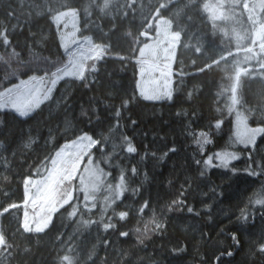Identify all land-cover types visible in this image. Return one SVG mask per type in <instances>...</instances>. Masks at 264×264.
I'll use <instances>...</instances> for the list:
<instances>
[{
    "label": "snow or ice",
    "instance_id": "snow-or-ice-1",
    "mask_svg": "<svg viewBox=\"0 0 264 264\" xmlns=\"http://www.w3.org/2000/svg\"><path fill=\"white\" fill-rule=\"evenodd\" d=\"M34 15L48 25L44 39H54L56 51L51 56L35 51L33 44L40 45L41 40H26L23 46L12 40L25 23L29 37H34L30 27ZM4 16L7 23L0 19V170L5 173L0 176V264H25L32 252L29 245L39 244L53 229L59 247L52 264H160L147 251L153 238L166 237V225L177 214L206 215L212 221L213 210L225 196L223 181L241 173L252 179L251 190L234 212L220 209L226 217L235 215V230L225 233L232 243L207 259L201 255L199 264H212V259L230 264L224 257H233V249L245 245L249 264H264V0H87L79 4L19 0L18 6L7 0ZM205 16L212 23V37L219 31L227 38L226 45L223 39L215 45L207 33L191 32L196 19L203 23ZM24 51L28 59L22 57ZM186 54H190L188 64ZM109 60L125 70L131 67L130 91L113 82L107 98L100 101L107 118H101L93 97L88 109L82 105L79 115L69 119L72 88L99 84ZM213 71L223 73L215 94L224 98L223 106L216 108L219 117L201 127L195 125V111L189 116L182 106L178 108L182 133L196 149L184 165L183 178L168 179L169 199L145 196L150 177L147 171L141 174V166L147 159L163 163L179 149L173 143L159 154L141 153L124 130L137 123L130 117L131 107L141 101L177 103L182 85L187 100H192L202 91L203 82L197 78ZM186 81L192 82L191 88ZM245 81L258 85L252 93L254 104L245 98ZM54 109L57 115L64 113L55 127L48 122ZM125 113L129 124L123 122ZM81 118L89 131L79 126L84 122ZM226 123L225 143L205 154L206 145L214 143L211 129L223 132ZM241 158L244 164L238 168L232 162ZM210 173H218L222 183H214ZM191 201H198L199 207ZM65 227L72 231H61ZM93 229L95 242L87 246L82 237H91ZM240 234L245 237L243 244ZM205 235L201 232L200 239ZM167 251L177 258L187 248L173 244Z\"/></svg>",
    "mask_w": 264,
    "mask_h": 264
},
{
    "label": "trees",
    "instance_id": "trees-1",
    "mask_svg": "<svg viewBox=\"0 0 264 264\" xmlns=\"http://www.w3.org/2000/svg\"><path fill=\"white\" fill-rule=\"evenodd\" d=\"M27 2V0H26ZM32 2L40 3L41 0H32ZM75 3L79 4L82 2H87V0H74ZM203 2V0H201ZM7 0H3L0 3V19H4L7 23V20L4 16L6 9ZM13 4L18 6L19 0H13ZM27 10V9H26ZM23 21L24 18L21 17ZM31 31L34 33V37H29L28 29L29 25L24 24L22 30H17L13 35V42L20 41L21 46L24 45V42L28 40L32 42L33 40H41L40 45L33 44V47L36 52L40 53L43 56H51L53 52L56 51L54 47V39L50 38L45 40L44 35L47 34V23L41 17H36L35 15L32 18ZM107 30V29H106ZM54 31V29H53ZM43 32V34H42ZM192 33L203 34L207 33L209 41L214 40L215 45L221 44V39L224 40V44H227V38L222 37L218 32L215 37H212V24L207 20L205 16L204 22L202 23L199 17L196 19L195 26L191 29ZM91 34V33H86ZM184 38L182 34V39ZM115 43V40H113ZM192 43H195L193 38ZM123 47V43L121 44ZM3 49H0L2 52ZM17 51H21V48L18 47ZM62 51V50H60ZM189 55L186 54L184 59L186 64L190 63ZM22 57L28 59L27 52H22ZM54 58V57H53ZM187 71L191 72V68H187ZM109 74H111L109 76ZM223 73L219 71H213L207 76L198 77L197 80L202 81V91L199 94L195 95V98L192 100H187L186 94L183 91L184 86H180L178 89V101L177 103L171 102H147L141 101L140 103L131 107L130 117L137 121L136 125L128 126L124 130L126 133L133 137L135 144L138 146L141 153L145 150L148 152L156 151L159 154L162 151H165L168 147H171L175 143L179 151L175 155H171L163 163H156L151 159H147L146 163L141 166V174L147 171L150 177V182L145 184L146 191L144 192L145 196H150L153 199L160 198L161 200H166L170 198L171 191L168 185V179L171 178L176 180L177 175L180 176V179L183 178L185 172V163L186 161L190 163L191 154L196 149V145L191 141V139H186L185 135L182 133V124L183 120L177 117V110L179 107H183L188 111L189 116L193 111L197 114V119L195 120V125L203 127L207 125L209 121H214V118L219 117V113L216 112V108L222 107L224 104V98L216 97V92L218 90V84L221 82V77ZM0 79H2V72H0ZM132 79V69L128 67L127 70L121 67L118 62L109 60L105 66V70H102L99 77V84L92 82L90 89H85L80 86H76L71 90L70 98V107L68 108L69 119L78 116L83 105L85 109L90 107V99L96 98V105L102 119L107 118L108 113L105 111L104 106L100 103L101 100L106 99V92L111 88L113 82L117 85L124 88H128L130 91V81ZM188 88H191L192 82L186 81ZM5 86L6 83H5ZM60 89L63 88L61 84ZM258 88V85L255 83L249 84L245 81V98L250 103H255V99L252 95ZM59 95V91L56 93ZM119 103L118 100L114 101ZM57 110H53V117L51 120H48V114L45 112L44 119L48 120L53 127L56 126L57 121H63L64 113L61 111L59 115L56 114ZM225 119L227 121V113L225 112ZM129 113H125L124 123L129 124L128 120ZM7 119H11L10 117ZM84 120V118H81ZM85 131H89V126L87 125L86 120L79 125ZM208 131L207 128L204 129ZM45 134H47V128H44ZM213 144L206 145L205 154L208 152H213L219 150V146H222L228 138V125H224L223 132H217L215 128L211 129ZM63 139L60 140V143H63ZM237 149L242 147L237 145ZM231 150V149H230ZM98 155V153H97ZM33 160L36 159L34 156ZM238 168L243 167L244 159L241 158L239 161H233ZM105 167V165H101ZM115 174V169L112 170ZM5 173L0 170V176ZM211 179L216 184H221V178L218 173H210ZM19 179L18 177L16 178ZM179 181H177L178 183ZM230 185V186H229ZM253 182L251 178H247L245 174L241 173L238 177L233 178L231 181L224 180L223 187L225 190V196L220 198L221 203L213 210L212 221L207 219L206 215H201L200 217H192L185 215H175L166 225L168 228V235L163 239H160L158 236L154 237V243L148 244V253L153 255L157 260L160 261V264H199L200 256L203 255L206 259L212 256V253L218 248L223 250L227 248V245L231 244L230 239H226L225 233H230L235 230V215L226 217L220 212V209L225 211H235L236 206L240 203L241 199L251 190ZM15 187V184H13ZM207 191L206 188L203 189ZM101 199L103 193L99 194ZM205 201L208 202V199L205 198ZM199 207L198 201H191ZM99 203V201H98ZM125 203H133V200H125ZM94 213L98 212V209L93 210ZM22 215V213H21ZM7 224V221H4ZM56 224H60V220L56 219ZM260 227L259 214L257 213L256 220V230ZM224 229V233H220V229ZM56 229H53L47 236H43L39 244H36L34 241L29 245L32 248L31 254L26 258L25 264H52L53 259L56 256V249L59 247L58 242L54 239ZM61 231L65 233L71 232V227L62 228ZM205 233L203 240L200 239V233ZM95 229H93L92 236L89 237L85 235L82 237V242L90 246L91 243L95 242ZM115 239V237H113ZM123 239V238H121ZM240 239L242 244L244 243L245 237L240 234ZM173 244H179L187 248L186 254L181 257L173 258L169 256L167 249L170 248ZM198 245V252H196V247ZM126 247L127 245H120ZM246 245L240 250L233 249L234 256L229 258L224 257L226 262L230 264H249V260L245 255ZM100 255L103 256V249H100ZM212 264H216L215 260L212 259Z\"/></svg>",
    "mask_w": 264,
    "mask_h": 264
},
{
    "label": "rangeland",
    "instance_id": "rangeland-1",
    "mask_svg": "<svg viewBox=\"0 0 264 264\" xmlns=\"http://www.w3.org/2000/svg\"><path fill=\"white\" fill-rule=\"evenodd\" d=\"M210 2H215V0H210ZM211 23V21H209ZM218 24H223V21H217ZM212 24V23H211ZM220 35H222L219 31H217ZM240 146V145H239ZM243 147V146H241Z\"/></svg>",
    "mask_w": 264,
    "mask_h": 264
}]
</instances>
